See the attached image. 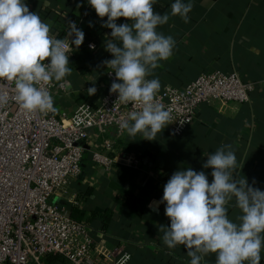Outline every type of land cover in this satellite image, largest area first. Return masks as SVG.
Instances as JSON below:
<instances>
[{
  "label": "crops",
  "instance_id": "0c3cea01",
  "mask_svg": "<svg viewBox=\"0 0 264 264\" xmlns=\"http://www.w3.org/2000/svg\"><path fill=\"white\" fill-rule=\"evenodd\" d=\"M23 2L51 25V33L59 39L67 36L69 23L74 22L82 31L85 16L95 11L88 0ZM174 2L155 0L153 9L170 13ZM184 2L193 4L189 21L174 16L158 27L159 32L173 37L175 48L147 79L158 78L161 87L182 89L200 74L235 71L244 82L253 84L250 101L204 103L180 136H174L168 125L152 141L140 134L132 138L126 131L113 128L105 133L88 130L82 144L80 174L69 179L51 201L87 225L97 262L125 251L131 257L128 264H190L185 246L168 249L163 244L159 226H170L164 214L166 204L161 203L163 186L175 171L189 168L203 171L211 183L212 169L203 168V164L221 145L230 144L235 151L238 170L234 179L245 178L249 185L264 191V0ZM95 18L91 25L100 24L96 37L79 47L72 45V73L60 81L65 83L66 92L56 89L51 94L58 109L52 114L59 120L65 121L83 102L96 104L115 80V74H109L111 69L103 64L113 58L105 50L111 38V29L103 26L107 16ZM115 22L129 23L122 17ZM89 43L95 45L93 50L88 49ZM80 49L82 55L74 56ZM84 53L90 54L88 59ZM91 87L96 92L89 95ZM106 144L109 152H105ZM95 152L114 160L109 169L92 160ZM127 158L138 163L128 164ZM228 215L235 221L239 209L229 205ZM215 259V254H209L202 264H215ZM260 264H264V251Z\"/></svg>",
  "mask_w": 264,
  "mask_h": 264
},
{
  "label": "clouds",
  "instance_id": "9594fccd",
  "mask_svg": "<svg viewBox=\"0 0 264 264\" xmlns=\"http://www.w3.org/2000/svg\"><path fill=\"white\" fill-rule=\"evenodd\" d=\"M98 17L107 16L103 25L111 29L105 50L112 59L103 61L109 74H115L110 93H118L121 104H132L119 122L122 132L134 138L140 134L152 141L173 121L171 110L157 99L158 78L147 79L162 61L168 60L175 40L157 29L179 16L185 23L193 8L191 2L175 0L170 13L155 12V0H88ZM129 23L117 25L118 18ZM74 36L69 40L68 37ZM83 31L68 24L67 36L56 38L51 25L36 12L29 11L23 0H0V82H10L11 99L30 115L55 113L54 99L45 85L60 82L71 75L69 54L79 47ZM94 48V45H89ZM119 81V82H116ZM92 95L95 87L88 90ZM9 96L0 91V106ZM203 168L207 175L191 168L175 171L163 186L161 203L170 226H159L168 249L185 246L190 264H202L215 254V264H260L264 251V191L249 185L245 178L234 179L238 170L235 151L221 145L207 155ZM255 183V181H253ZM229 205L239 209L235 221L229 218ZM125 254L118 264L130 259Z\"/></svg>",
  "mask_w": 264,
  "mask_h": 264
},
{
  "label": "built area",
  "instance_id": "2783aa9c",
  "mask_svg": "<svg viewBox=\"0 0 264 264\" xmlns=\"http://www.w3.org/2000/svg\"><path fill=\"white\" fill-rule=\"evenodd\" d=\"M89 45L94 44L87 45L89 50L95 48ZM13 86L0 82V91L9 96L7 104L0 106V264H43L47 255H60L68 264H118L127 252L118 251L97 262L87 225L74 220L51 198L80 174L88 130L122 132L119 122L134 106L116 101L118 93H110L109 88L96 104H79L63 121L51 112H23L11 99ZM45 87L51 94L56 89L66 92L64 82ZM252 91L253 84L244 82L237 72L213 70L182 89L161 87L157 99L171 110L173 121L168 127L174 136H180L202 104H245ZM109 147L106 144L105 152ZM92 160L106 169L114 163L98 152L92 154ZM125 162L138 163L133 158Z\"/></svg>",
  "mask_w": 264,
  "mask_h": 264
},
{
  "label": "trees",
  "instance_id": "16d2710c",
  "mask_svg": "<svg viewBox=\"0 0 264 264\" xmlns=\"http://www.w3.org/2000/svg\"><path fill=\"white\" fill-rule=\"evenodd\" d=\"M94 17H96L94 20H96L98 18L95 11H93L92 15L88 14L85 16L86 25L82 30L85 35H84V40L82 43H84V41L88 40L89 38L94 39L100 30L98 27V26H100V24L98 26L97 25H95V26L91 25ZM73 46L75 47V45H73ZM82 53H83V49H80V50L75 52L74 56L79 57L82 55ZM85 56H86V59H88L90 54L86 53ZM42 262H43V264H68V261L60 255L44 256L42 258Z\"/></svg>",
  "mask_w": 264,
  "mask_h": 264
}]
</instances>
